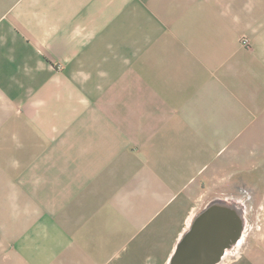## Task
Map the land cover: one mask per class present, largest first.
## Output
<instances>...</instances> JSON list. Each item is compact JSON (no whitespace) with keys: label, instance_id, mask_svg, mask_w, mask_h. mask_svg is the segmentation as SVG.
Here are the masks:
<instances>
[{"label":"crops","instance_id":"0c3cea01","mask_svg":"<svg viewBox=\"0 0 264 264\" xmlns=\"http://www.w3.org/2000/svg\"><path fill=\"white\" fill-rule=\"evenodd\" d=\"M262 130L264 0H0V264H170Z\"/></svg>","mask_w":264,"mask_h":264},{"label":"water","instance_id":"95a60500","mask_svg":"<svg viewBox=\"0 0 264 264\" xmlns=\"http://www.w3.org/2000/svg\"><path fill=\"white\" fill-rule=\"evenodd\" d=\"M219 203V204H215ZM215 205L223 208L227 215L221 218L214 217L212 210ZM217 207V208H218ZM231 222L238 230L244 224L243 210L239 202L216 200L209 204L196 218L192 228L185 234L179 244L176 254L170 264H216L225 253L231 240L238 239V234L219 233L216 222ZM220 241V244L217 243Z\"/></svg>","mask_w":264,"mask_h":264},{"label":"rangeland","instance_id":"374dc122","mask_svg":"<svg viewBox=\"0 0 264 264\" xmlns=\"http://www.w3.org/2000/svg\"><path fill=\"white\" fill-rule=\"evenodd\" d=\"M251 147L257 156H252V159L259 158L258 160L256 159L257 161H253L252 170L254 171V175L250 178V183L245 187L244 192L239 189L236 190L237 199H242L247 195V198L245 196V202L248 205L246 209V227L243 234V238L245 237L246 240L243 242V238L241 239L235 249L236 255L233 257L235 259L234 263L241 261L239 264L243 263L241 256L243 255V251L248 248V240L251 239L250 244L258 249L261 243L258 240L261 236L264 237V145H252Z\"/></svg>","mask_w":264,"mask_h":264},{"label":"flooded vegetation","instance_id":"af4514ba","mask_svg":"<svg viewBox=\"0 0 264 264\" xmlns=\"http://www.w3.org/2000/svg\"><path fill=\"white\" fill-rule=\"evenodd\" d=\"M247 194V193H246ZM246 198H247V195H245ZM234 200L238 202V199L236 198V196L234 197ZM215 204H219V203H215ZM215 205V208L212 210V214H214V217L216 216L217 218H221L223 215H227V212L223 209V208H220ZM247 212V211H246ZM246 220V217L244 218ZM245 220H244V224H243V228L242 230H238L237 227L232 224L231 222H227V223H221V221L219 220V222H216V225L218 226V229H219V233L220 234H223V233H227V234H238V232L240 233V235L238 236V239L236 240H231L230 241V244L229 246L225 249V250H229V251H233L236 246L238 245V243L241 241L242 239V236H243V232H244V229H245ZM237 236V235H236ZM218 244H220V241H217ZM235 259H233L232 262H234Z\"/></svg>","mask_w":264,"mask_h":264},{"label":"built area","instance_id":"2783aa9c","mask_svg":"<svg viewBox=\"0 0 264 264\" xmlns=\"http://www.w3.org/2000/svg\"><path fill=\"white\" fill-rule=\"evenodd\" d=\"M242 44L246 47L250 46V40L248 37H243L242 38Z\"/></svg>","mask_w":264,"mask_h":264}]
</instances>
